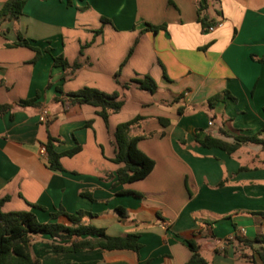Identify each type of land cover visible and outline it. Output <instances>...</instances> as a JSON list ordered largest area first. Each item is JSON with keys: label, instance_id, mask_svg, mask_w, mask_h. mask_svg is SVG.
Instances as JSON below:
<instances>
[{"label": "crops", "instance_id": "0c3cea01", "mask_svg": "<svg viewBox=\"0 0 264 264\" xmlns=\"http://www.w3.org/2000/svg\"><path fill=\"white\" fill-rule=\"evenodd\" d=\"M205 3L202 15L212 24L224 21L222 27L203 29L199 7ZM147 23L166 29L143 32ZM20 34L41 49L36 62L33 49L14 45ZM60 54L80 67L54 66ZM263 55L264 0H26L18 19L0 18V104L37 94L42 104L0 115V199L9 197L2 210H30L41 222L60 207L85 210L93 213L85 223L109 235L136 233L142 244L138 251H62L54 245L71 240L35 234L33 258L41 264H186L193 253L186 239L194 238L203 264H263L259 245L239 239L264 235V146L247 143L229 154L197 141L199 131L234 142L235 135L262 130L264 62L257 58ZM146 74L157 90L133 83L108 123L94 106L55 99L64 96L56 86L64 93L83 87L122 93L120 83ZM225 92L230 96L210 103ZM139 115L144 119L131 134L144 136L138 147L155 166L141 180L117 184L113 135L119 123ZM50 134L62 140L59 152L82 147L61 158L64 170L47 165ZM85 190L93 199L81 195Z\"/></svg>", "mask_w": 264, "mask_h": 264}, {"label": "trees", "instance_id": "16d2710c", "mask_svg": "<svg viewBox=\"0 0 264 264\" xmlns=\"http://www.w3.org/2000/svg\"><path fill=\"white\" fill-rule=\"evenodd\" d=\"M26 0H7L0 9V18L18 19L23 14V8ZM67 4L71 5L72 0H67ZM206 3L199 7V21L205 30L212 24L206 16L202 15L206 8ZM104 22L109 19L102 17ZM159 29H166V24L155 25L147 23L143 29L145 31H157ZM101 29L97 32H100ZM14 45L30 47L36 52L34 62H36L42 55V51L38 46L32 45L31 42L19 35L18 40ZM50 51L51 48H47ZM134 47L131 48V54ZM260 62H264V55L257 58ZM54 66H60L64 70L71 68L72 71L79 68L80 64L75 62L72 65L65 58L63 54L53 56ZM119 73L117 72V75ZM133 83H137L142 90L155 92L158 88L154 78L146 74L143 77H135L126 83H120L122 93L115 90L112 93H107L93 87H83L77 91L64 93L60 86H56L57 91L64 94V96H56L55 99L62 103L69 104H88L96 107L97 113L108 123L109 117L113 113L119 112L126 102L125 90L129 89ZM49 82L47 87H51ZM124 91V92H123ZM230 96L228 92L225 95L219 94L210 99V103ZM16 106L19 107H41L39 95L33 98L20 99L16 103H1L0 115L5 114ZM143 116H136L133 119L119 123L114 132L113 144L115 146V156L111 159L119 167L116 170V183L126 184L145 178L153 170L155 161L147 154H145L139 147L138 142L144 136L132 135L131 130L133 126L143 120ZM165 124V122H163ZM261 131H264V126ZM261 131L253 135H235L234 142H228L221 138L214 137L210 134L202 136L200 131L197 133V141L204 147H218L225 150L229 154H233L243 144L254 143L264 146V139L260 137ZM62 143V140L52 136H48L45 143V150L47 154V165L54 170H64L61 158L64 156L72 157L79 153L82 149L81 145H76L73 148L59 152L57 147ZM221 185L223 183H220ZM126 193H134L126 190ZM81 195L93 199L92 193L88 190L82 191ZM9 199L5 196L0 199V264H41L39 259L33 258L31 254V239L35 234H47L54 239L71 240L69 245L55 244L54 248L62 251H78L91 250L95 248L104 249H132L134 251L140 250L142 247L139 241V235L136 233H127L125 235H109L102 227H98L91 223H85L84 218L92 216L93 213L85 210H78L75 213L67 212L64 207H60L57 211L51 212V220L48 222H41L36 214L30 210L21 211H3L2 206ZM121 216L126 215L124 208L117 209ZM63 218H65L63 220ZM211 224V223H210ZM193 234H199L193 232ZM192 256L186 264H203L207 260L200 254V243L194 238H187ZM240 242L246 245L259 246L255 248L260 255L262 263L264 264V235L256 237L255 239H239Z\"/></svg>", "mask_w": 264, "mask_h": 264}, {"label": "built area", "instance_id": "2783aa9c", "mask_svg": "<svg viewBox=\"0 0 264 264\" xmlns=\"http://www.w3.org/2000/svg\"><path fill=\"white\" fill-rule=\"evenodd\" d=\"M223 25H224V21H222V20L217 21L216 23L211 24V25L208 27V31H214L216 28H218V27H222ZM47 115H48V112L45 110V111L43 112V118H45ZM209 124H212V121H211ZM43 153L46 155V150H45V148H43ZM158 264H161V263H158Z\"/></svg>", "mask_w": 264, "mask_h": 264}]
</instances>
